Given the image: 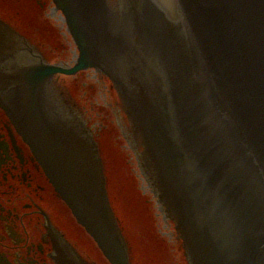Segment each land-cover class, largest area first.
I'll use <instances>...</instances> for the list:
<instances>
[{"label":"water","instance_id":"95a60500","mask_svg":"<svg viewBox=\"0 0 264 264\" xmlns=\"http://www.w3.org/2000/svg\"><path fill=\"white\" fill-rule=\"evenodd\" d=\"M53 1L78 58L19 73L31 100L19 128L108 261L130 264L96 143L75 124L48 121L37 93L53 74L96 67L97 58L114 81L133 152L162 209L176 217L168 218L193 264H264V0Z\"/></svg>","mask_w":264,"mask_h":264},{"label":"flooded vegetation","instance_id":"af4514ba","mask_svg":"<svg viewBox=\"0 0 264 264\" xmlns=\"http://www.w3.org/2000/svg\"><path fill=\"white\" fill-rule=\"evenodd\" d=\"M19 2L0 0V264H104L103 255L57 196L19 128L28 121L29 109L28 96L19 95V73L41 61L68 64L75 56L71 42L66 45L55 38L56 29L57 36L67 38V34L60 15L55 11L52 15L51 3L24 0L26 7L21 10ZM29 14L39 27L29 23ZM53 40L59 47L51 45ZM56 76L38 91L47 93L49 109L54 100L73 104L69 88L76 84L75 75L65 76L73 77L67 86ZM82 111L79 116L92 127Z\"/></svg>","mask_w":264,"mask_h":264},{"label":"rangeland","instance_id":"374dc122","mask_svg":"<svg viewBox=\"0 0 264 264\" xmlns=\"http://www.w3.org/2000/svg\"><path fill=\"white\" fill-rule=\"evenodd\" d=\"M46 1L49 5L51 0ZM19 7L25 10L24 0H20ZM29 17L31 25L40 26L34 16L29 14ZM44 22L46 29H50V20ZM56 31L55 38L67 45L69 36H57ZM52 44L58 46L55 40ZM95 70L77 73L76 84H70L73 77L62 78L61 82L70 84L73 103L81 111L85 109L89 124L93 125L90 129L98 141L108 195L128 246L130 264H188L183 242L165 215L130 145L116 89L108 79L102 80L101 74L110 78L105 72ZM103 262L109 264L104 258Z\"/></svg>","mask_w":264,"mask_h":264}]
</instances>
